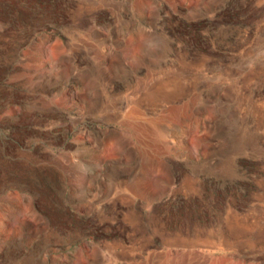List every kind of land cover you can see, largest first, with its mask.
I'll list each match as a JSON object with an SVG mask.
<instances>
[{
  "label": "rangeland",
  "instance_id": "374dc122",
  "mask_svg": "<svg viewBox=\"0 0 264 264\" xmlns=\"http://www.w3.org/2000/svg\"><path fill=\"white\" fill-rule=\"evenodd\" d=\"M0 264H264V0H0Z\"/></svg>",
  "mask_w": 264,
  "mask_h": 264
}]
</instances>
